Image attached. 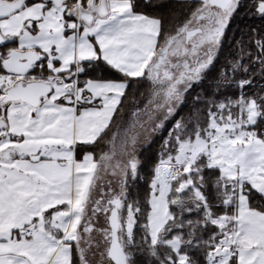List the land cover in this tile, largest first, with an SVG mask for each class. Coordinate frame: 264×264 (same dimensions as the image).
<instances>
[{"label":"snow or ice","instance_id":"1","mask_svg":"<svg viewBox=\"0 0 264 264\" xmlns=\"http://www.w3.org/2000/svg\"><path fill=\"white\" fill-rule=\"evenodd\" d=\"M0 264H264V0H0Z\"/></svg>","mask_w":264,"mask_h":264}]
</instances>
